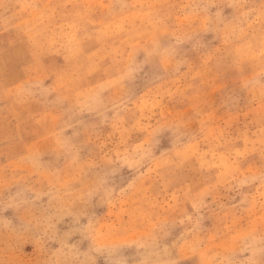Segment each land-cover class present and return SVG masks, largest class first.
Returning <instances> with one entry per match:
<instances>
[{"label": "rangeland", "instance_id": "1", "mask_svg": "<svg viewBox=\"0 0 264 264\" xmlns=\"http://www.w3.org/2000/svg\"><path fill=\"white\" fill-rule=\"evenodd\" d=\"M0 264H264V0H0Z\"/></svg>", "mask_w": 264, "mask_h": 264}]
</instances>
